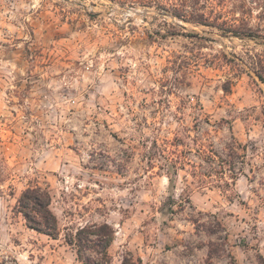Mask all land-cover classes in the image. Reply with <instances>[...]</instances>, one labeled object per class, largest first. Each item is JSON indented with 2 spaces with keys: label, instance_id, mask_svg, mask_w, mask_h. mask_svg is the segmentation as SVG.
Masks as SVG:
<instances>
[{
  "label": "rangeland",
  "instance_id": "obj_1",
  "mask_svg": "<svg viewBox=\"0 0 264 264\" xmlns=\"http://www.w3.org/2000/svg\"><path fill=\"white\" fill-rule=\"evenodd\" d=\"M263 8L0 0V264L100 263L75 238L95 224L110 264H264V40L189 20L255 28ZM28 187L49 191L58 237L27 224Z\"/></svg>",
  "mask_w": 264,
  "mask_h": 264
},
{
  "label": "trees",
  "instance_id": "obj_2",
  "mask_svg": "<svg viewBox=\"0 0 264 264\" xmlns=\"http://www.w3.org/2000/svg\"><path fill=\"white\" fill-rule=\"evenodd\" d=\"M179 16L187 17L184 14H179ZM222 17L224 16H222L221 13L218 16L213 17L206 12L201 11L191 13V17L189 18V20L197 24L217 27L225 34H233L235 36L249 37L252 39L261 38L264 40V10L260 14V22L255 28L251 25L250 19H248L247 16H243V18L241 19H238L235 16L233 18ZM256 74L264 83V72H262L261 70H257ZM228 89L229 88H226V90ZM215 157H217V154H215V156H211V158L213 159H216ZM168 169L173 171L174 174L177 173V161L173 160V158L170 160ZM168 176L170 184H172L174 182L173 178L170 175ZM50 204L51 195L49 191L42 188L28 187L22 192L19 198V210L23 214L27 224L31 228L41 233H45L56 238L59 235L58 219L55 213L51 210ZM87 229L88 227L79 229L76 233V240L80 243H82L83 241L94 242L95 245L99 247V253L101 254L103 259L102 262L97 264H110V261L108 260V248L110 247L114 239V233L112 232V230H110L107 224H95V230H93L91 233L96 235L97 238L91 240L90 238L83 236V233L86 232ZM106 229H109V231H107ZM121 264H143V262L141 258L135 259L133 257H125Z\"/></svg>",
  "mask_w": 264,
  "mask_h": 264
}]
</instances>
